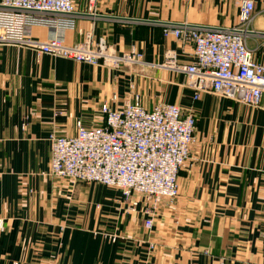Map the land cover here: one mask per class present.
<instances>
[{
	"label": "crops",
	"instance_id": "crops-1",
	"mask_svg": "<svg viewBox=\"0 0 264 264\" xmlns=\"http://www.w3.org/2000/svg\"><path fill=\"white\" fill-rule=\"evenodd\" d=\"M241 1L98 0L95 14L81 1L65 42L91 32L119 54L136 49L147 64L132 69L0 42V264H264V100L254 107L212 91L195 100L187 75L164 66L171 53L195 60L165 26L233 27ZM254 1L247 43L264 64L263 0ZM31 38L45 41L49 29L34 26ZM134 93L147 109L176 104L197 121L178 197L154 208L139 197L131 210L121 190L54 177L51 138L75 135L79 121L102 124L104 102L118 108Z\"/></svg>",
	"mask_w": 264,
	"mask_h": 264
},
{
	"label": "built area",
	"instance_id": "built-area-1",
	"mask_svg": "<svg viewBox=\"0 0 264 264\" xmlns=\"http://www.w3.org/2000/svg\"><path fill=\"white\" fill-rule=\"evenodd\" d=\"M81 1L0 0V42L20 43L42 53L112 69L147 64L136 49L119 54L105 39L95 41L91 32L83 41L68 45L64 31L75 28ZM86 1L83 14H95L98 0ZM262 7L264 12V0ZM240 10V22L233 27H164L165 35L193 45L192 63L181 64L171 53L164 66L187 75L195 100L212 91L250 106L262 105L264 64L256 60L247 43L254 33L250 25L257 13L256 2L242 0ZM34 26L48 28L49 38L32 39ZM117 98L113 94L112 99ZM133 98L134 102L118 108L104 102L100 125L86 126L79 121L75 135L51 138L54 177L118 188L131 210L138 207L139 197L152 208L178 197V178L191 157L197 121L192 111L185 114L176 104L160 102L147 109L138 93ZM144 225L152 229L153 218H147Z\"/></svg>",
	"mask_w": 264,
	"mask_h": 264
},
{
	"label": "rangeland",
	"instance_id": "rangeland-1",
	"mask_svg": "<svg viewBox=\"0 0 264 264\" xmlns=\"http://www.w3.org/2000/svg\"><path fill=\"white\" fill-rule=\"evenodd\" d=\"M139 66H140V65H135V64H134V65H129V66H127V67H124L123 69H125V68H126V69H132V68H134V67H139ZM69 182H70V181H69ZM87 183H88V182H87ZM88 184H94V183H90V182H89ZM71 185H74V183L71 182ZM96 185L99 186L100 184H97V183H96ZM103 186H104V187H108V188H112V189H117V190L120 191V189L115 188V187H110V186H105V185H103Z\"/></svg>",
	"mask_w": 264,
	"mask_h": 264
}]
</instances>
